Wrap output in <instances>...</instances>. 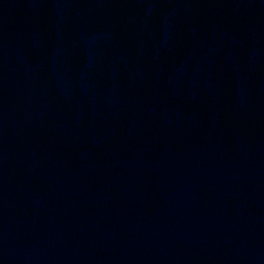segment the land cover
I'll return each instance as SVG.
<instances>
[{
	"label": "water",
	"instance_id": "obj_1",
	"mask_svg": "<svg viewBox=\"0 0 264 264\" xmlns=\"http://www.w3.org/2000/svg\"><path fill=\"white\" fill-rule=\"evenodd\" d=\"M0 264H264V0H0Z\"/></svg>",
	"mask_w": 264,
	"mask_h": 264
}]
</instances>
